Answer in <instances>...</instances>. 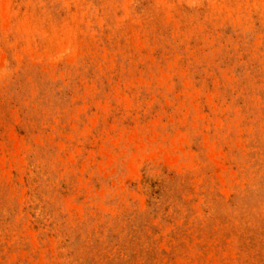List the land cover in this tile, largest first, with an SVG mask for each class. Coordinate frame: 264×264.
<instances>
[{
    "label": "rangeland",
    "instance_id": "rangeland-1",
    "mask_svg": "<svg viewBox=\"0 0 264 264\" xmlns=\"http://www.w3.org/2000/svg\"><path fill=\"white\" fill-rule=\"evenodd\" d=\"M0 264H264V0H0Z\"/></svg>",
    "mask_w": 264,
    "mask_h": 264
}]
</instances>
